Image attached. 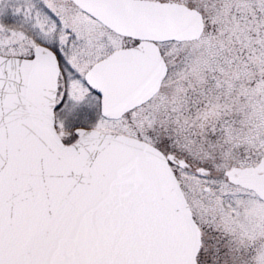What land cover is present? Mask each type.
Instances as JSON below:
<instances>
[{"label": "snow or ice", "instance_id": "6c2138e0", "mask_svg": "<svg viewBox=\"0 0 264 264\" xmlns=\"http://www.w3.org/2000/svg\"><path fill=\"white\" fill-rule=\"evenodd\" d=\"M0 264H264V0H0Z\"/></svg>", "mask_w": 264, "mask_h": 264}]
</instances>
